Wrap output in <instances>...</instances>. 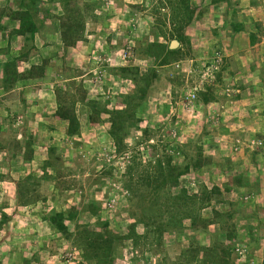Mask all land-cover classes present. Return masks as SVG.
<instances>
[{
  "label": "rangeland",
  "instance_id": "1",
  "mask_svg": "<svg viewBox=\"0 0 264 264\" xmlns=\"http://www.w3.org/2000/svg\"><path fill=\"white\" fill-rule=\"evenodd\" d=\"M190 2L195 19L178 26L168 0H98L90 7L78 0L86 10L85 32L72 46L63 40L62 10L35 16L39 33L27 46L21 36L8 40L14 23L1 18L0 64L9 46L12 55H25L17 73L41 65L48 73H27L8 90L0 88V264H90L83 243L75 241L84 236L81 230L106 222L115 235L126 236L107 264H207L200 263L208 259L206 249L220 247H230L229 258L223 257L228 264H264V0ZM233 17L246 22L238 35L228 32ZM171 32L183 39L168 65L158 66L164 54L129 60L133 49L149 42L171 43ZM122 67L135 68L121 73ZM151 68L156 79L141 99L134 74ZM3 76L0 68V81ZM203 84L214 100L203 103L202 94L201 102L189 103ZM113 108L128 113L123 144L110 135L118 118ZM73 116L81 134L69 138ZM47 146L56 147L53 156ZM160 159L190 166L181 179L199 195L190 210L174 199L175 189L157 191L151 208L131 187L137 164L143 172L141 166ZM151 176L153 185L158 178ZM204 187L217 189L208 201ZM72 210L74 236L66 240L49 220ZM218 214L233 219L219 224ZM76 222L84 227L77 230ZM193 247L204 250L188 256Z\"/></svg>",
  "mask_w": 264,
  "mask_h": 264
},
{
  "label": "trees",
  "instance_id": "2",
  "mask_svg": "<svg viewBox=\"0 0 264 264\" xmlns=\"http://www.w3.org/2000/svg\"><path fill=\"white\" fill-rule=\"evenodd\" d=\"M85 2L88 1V7H90L89 4H97L98 0H84ZM16 2L18 3V8L13 9L12 5L15 4ZM48 4L51 5L49 7L43 6V3L41 0H0V22L1 18L3 17H8L13 23V27L9 30L8 33V40L11 38H14L16 36H21L25 39L26 46L30 42L32 45H34L35 38L37 34L39 33V25H37V22L35 21V16H43L46 14H49L51 11L54 12L53 14L55 15L56 11L62 10L64 13V17L60 16L61 21V29L63 30V40L67 44L69 42L68 46H72L75 44L73 38L76 37L80 39V37L84 34L85 32V24L82 20L84 17V12L86 10L80 8L78 6V0H48ZM42 3V5H41ZM190 0H168V3H166V7L170 8L171 11H173V19L175 23L180 26V25H188L191 24L194 19H195V12L196 9H194L191 4ZM92 11L94 9H91ZM47 16V15H46ZM75 17V18H74ZM45 20V19H44ZM42 24V23H41ZM246 22L242 21H236L235 17H233V20H231L228 24L230 26V29L228 32L232 35H238L244 31V26ZM138 27H142L140 24H138ZM4 27L3 29L7 30ZM150 28V27H149ZM55 33V32H54ZM153 36H158L162 37L160 33H153ZM172 36V41L177 40L179 44L182 43L183 35L178 33L175 35L174 32H171ZM8 42V41H7ZM251 43H255V38L251 37ZM67 46V45H66ZM35 46H33L34 48ZM10 47L7 46L6 49V56L7 60L3 63L0 64V68L4 74V76L1 78L0 81V88L5 91L8 90L9 84L13 83L14 81H18V78L22 79L23 76H25L27 73L29 74L28 76L30 78L35 77V76H44L48 73V68L46 66H40L37 71L33 68L30 70H27L26 73H17L16 68L18 61L21 60L24 56H14L12 55V52L9 50ZM138 54L145 55L146 57L149 56V59L154 58L158 54H164L162 55V59L158 61L157 63L158 66H165L168 65L169 58L173 57L174 55L178 54V50L175 49H170V43L169 44H164L161 43L160 41H156L155 43L149 42L146 46L145 49H142L140 51L133 49V52L131 54V57H129V60L132 62L134 60V57H138ZM36 67V66H35ZM133 69L135 67H132ZM129 67H122L121 73L122 72H127L128 69H132ZM222 68V67H221ZM221 68L218 69V72ZM155 69V68H154ZM153 68L149 69L147 71V74H138L137 72L134 74V76H137V84L138 87L140 86L139 84H142L140 86L139 91V97L141 99L145 98L148 89L152 86L153 80L156 79V73ZM219 79L221 78L220 74L218 75ZM144 86V87H143ZM143 87V88H142ZM211 88L207 87L205 84H203L202 89L197 88V91H195V98L192 100L197 102H201V97L202 94H207L206 96L203 95V103H208L211 100H214V92H211ZM197 92V94H196ZM81 99H84V97H80ZM94 108V107H93ZM95 110V109H94ZM107 110V109H106ZM115 111L114 117H118L116 119V124L115 127L113 126V131L111 130L110 135L115 136V138L120 141V143L123 144V134H124V122L125 118L124 116L128 115V113H124L122 110ZM122 113V115H120ZM66 117L65 115H62ZM133 116L128 117V119L131 120ZM80 127L81 123L79 122L78 119H76L74 116L73 118L69 119V126H68V137L69 138H74L75 135H80ZM4 126L0 123V136L1 133L4 132L3 130ZM17 146H19V140L15 139L14 141ZM32 144L28 143L26 145L27 149H30V146ZM119 145V142H118ZM47 153L50 156H53L56 153V147L52 146H47L45 147ZM176 152V151H175ZM28 161L31 159V153H29ZM49 156V157H50ZM138 165L139 172L135 171L138 176V180H136V184L131 185L132 186H137L138 190L136 191V194L142 196L143 193V199L145 203L153 208L158 202V196L156 194L157 191H160L165 188H169L170 190L176 191L174 195L175 200H181L182 207H184L185 210H190V205L189 202L197 199L199 197L198 193H193L188 189V187L183 186L181 183V179L183 176L187 175L189 173L190 166L187 164L183 165V163H178L177 165H171V162L167 160L166 162H163L161 159L156 160L155 166H147V168L142 167L141 169H145V171L140 172V164ZM195 166V165H194ZM131 169V168H130ZM132 171V170H131ZM153 172V173H152ZM157 174V181L155 184L152 185L151 181V175L152 174ZM46 179V178H44ZM133 181V178L130 179ZM237 185L241 183L240 180H236ZM146 183L150 187L151 192H145L142 189V183ZM240 186V185H239ZM182 187V188H181ZM205 191L202 194V199L204 201H208L211 197V193L214 194V192L217 190H212L211 193L206 192L207 188L204 187ZM192 195H190V194ZM173 213L174 210L172 211ZM76 215L77 212L72 210V212L69 213V215H63L61 212H58L54 217H51L50 222H52L56 228V233L60 234L63 236L66 240H72L73 239V234L70 231V226L68 225V222L71 223V221L76 220ZM223 218H226L227 220H232L233 215H221L218 214L216 215V222L222 223ZM3 222V221H2ZM0 222V224L2 223ZM76 229L79 230L83 228L84 226L81 225L80 223L76 222ZM230 222H228L229 224ZM99 226V227H98ZM132 233L135 235V220L132 223ZM227 226V225H226ZM97 230L95 231H90V229L87 231H80V233H85L83 237H81V240L76 239L75 243L78 244V241L80 242V246H82V254L84 256L83 260L86 262H89L90 264H107V263H112V261H115L116 258V251H118V246L122 245L123 241L125 240L126 236H120V235H115L111 230H109V225L106 222L105 224H99L97 225ZM205 228V227H204ZM206 230V229H205ZM138 236V235H136ZM78 237V236H77ZM230 234H228V238L230 239ZM80 239V238H79ZM228 242H231L229 240ZM194 248V247H193ZM235 248V247H234ZM93 250V251H92ZM201 249L200 247L194 248V249H189L187 251L188 256H190V253L193 252H199ZM221 254H219V251ZM207 252V257L208 259H205L201 261L200 263H207V264H228V261L223 258L224 256L228 257L230 256V247L227 249H223L222 247L218 249L214 248H208L206 249ZM211 253V254H210ZM197 257V255H195ZM198 259V257H197ZM212 260V261H211ZM179 263V262H178ZM177 263V264H178ZM190 264V263H188Z\"/></svg>",
  "mask_w": 264,
  "mask_h": 264
},
{
  "label": "water",
  "instance_id": "3",
  "mask_svg": "<svg viewBox=\"0 0 264 264\" xmlns=\"http://www.w3.org/2000/svg\"><path fill=\"white\" fill-rule=\"evenodd\" d=\"M179 46V42L177 40H173L170 43V49H176Z\"/></svg>",
  "mask_w": 264,
  "mask_h": 264
},
{
  "label": "built area",
  "instance_id": "4",
  "mask_svg": "<svg viewBox=\"0 0 264 264\" xmlns=\"http://www.w3.org/2000/svg\"><path fill=\"white\" fill-rule=\"evenodd\" d=\"M195 96H196V95H195V92H194V93L189 97V99H188V100H189V103L195 98Z\"/></svg>",
  "mask_w": 264,
  "mask_h": 264
},
{
  "label": "clouds",
  "instance_id": "5",
  "mask_svg": "<svg viewBox=\"0 0 264 264\" xmlns=\"http://www.w3.org/2000/svg\"><path fill=\"white\" fill-rule=\"evenodd\" d=\"M129 50H130V49H127V50L125 51L126 55H127V54L129 55Z\"/></svg>",
  "mask_w": 264,
  "mask_h": 264
}]
</instances>
